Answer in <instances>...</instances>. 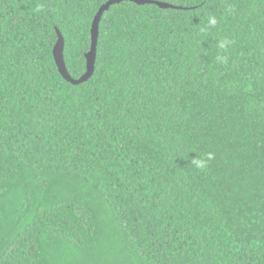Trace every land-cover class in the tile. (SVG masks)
<instances>
[{"label":"trees","instance_id":"1","mask_svg":"<svg viewBox=\"0 0 264 264\" xmlns=\"http://www.w3.org/2000/svg\"><path fill=\"white\" fill-rule=\"evenodd\" d=\"M109 1L0 0V264H264V0L114 4L73 85Z\"/></svg>","mask_w":264,"mask_h":264},{"label":"water","instance_id":"2","mask_svg":"<svg viewBox=\"0 0 264 264\" xmlns=\"http://www.w3.org/2000/svg\"><path fill=\"white\" fill-rule=\"evenodd\" d=\"M123 1H130L133 3H136L138 5H146V4H153L156 5L162 9H168V8H175L172 5L166 4V3H162V2H158V1H153V0H111L109 2H107L105 5H103L101 7V9L99 10L93 25H92V30H91V34H92V46H91V50L89 51V53L86 55L87 58V71L86 73L79 79H74L70 76L66 64H65V60H64V38L62 36V34L60 33V31L58 30V41L56 43V46L54 48V58L56 61V64L58 66L59 72L61 73V75L63 76V78L68 81L69 83L73 84V85H79L82 84L84 82H87L90 77L93 75L94 71H95V62H96V56H97V44H98V37H99V23H100V19L103 16V14L108 11L110 9V7L114 4L123 2Z\"/></svg>","mask_w":264,"mask_h":264},{"label":"clouds","instance_id":"3","mask_svg":"<svg viewBox=\"0 0 264 264\" xmlns=\"http://www.w3.org/2000/svg\"><path fill=\"white\" fill-rule=\"evenodd\" d=\"M208 26L214 28L218 25V19L215 16L209 15L207 19ZM231 42L228 40L221 41L220 47L226 48ZM191 153H196V150L193 149ZM215 159L214 152H205L202 154H197V158L189 159V166L196 171H205L209 168L210 162Z\"/></svg>","mask_w":264,"mask_h":264}]
</instances>
